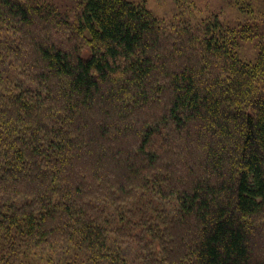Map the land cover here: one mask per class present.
<instances>
[{"label":"trees","instance_id":"1","mask_svg":"<svg viewBox=\"0 0 264 264\" xmlns=\"http://www.w3.org/2000/svg\"><path fill=\"white\" fill-rule=\"evenodd\" d=\"M262 5L0 0V264H264Z\"/></svg>","mask_w":264,"mask_h":264},{"label":"rangeland","instance_id":"2","mask_svg":"<svg viewBox=\"0 0 264 264\" xmlns=\"http://www.w3.org/2000/svg\"><path fill=\"white\" fill-rule=\"evenodd\" d=\"M143 5L165 28L188 23L192 27L200 26L215 18L228 21L237 19L240 23H256L262 20L264 0H126ZM235 5H239L241 15ZM242 6V7H241ZM238 15L240 17H238ZM244 18V19H241ZM243 59H255V50L247 44L242 50ZM173 205V204H172ZM168 205L166 210H170Z\"/></svg>","mask_w":264,"mask_h":264}]
</instances>
